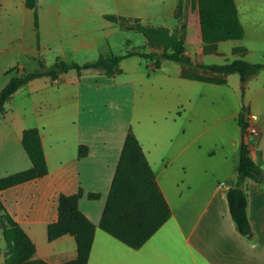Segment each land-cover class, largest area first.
Masks as SVG:
<instances>
[{
    "label": "crops",
    "instance_id": "0c3cea01",
    "mask_svg": "<svg viewBox=\"0 0 264 264\" xmlns=\"http://www.w3.org/2000/svg\"><path fill=\"white\" fill-rule=\"evenodd\" d=\"M178 2L40 0L38 39L26 0H0V79H4L0 91L19 55L36 58L48 52L55 61H91L93 56L113 53L108 38L117 28L137 33L106 15L129 18L128 26L139 19L144 25L173 31L179 25ZM235 2L244 37L218 43L217 54H203L200 42L197 56L205 63L223 55L224 62L243 58L264 63V0ZM103 28L110 29L104 36ZM234 48L246 51L234 53ZM120 67L116 78L98 71L78 76L72 70L55 81L36 78L0 113V178L31 167L22 134L28 128L40 132L47 174L0 191V202L34 242V258L49 264L76 258L75 239L63 235L49 242L47 226L58 218L59 196L81 188L79 209L96 227L87 264H264V187L246 181L251 237L237 231L227 203V192L236 182L241 139L237 118L243 105L258 129L251 155L264 169V70L247 81L241 99L239 75L234 84L230 75L225 85L189 80L181 77L177 63L164 61L154 69L138 56L123 59ZM130 129L171 208L169 220L139 249L99 227ZM81 145L88 147V153L79 158ZM88 193L101 196L89 200ZM5 249L0 229V264H5Z\"/></svg>",
    "mask_w": 264,
    "mask_h": 264
},
{
    "label": "trees",
    "instance_id": "16d2710c",
    "mask_svg": "<svg viewBox=\"0 0 264 264\" xmlns=\"http://www.w3.org/2000/svg\"><path fill=\"white\" fill-rule=\"evenodd\" d=\"M26 7L33 10L34 27L39 39V9L35 0H26ZM189 12L197 15L199 40L203 44V54H217V44L226 41L242 40L244 28L239 19L235 0H179L175 19L179 25L171 31L164 27L144 25L139 19L132 24L129 18L106 15L111 22L125 29L141 34L146 44L153 48L151 52L143 48L127 49L123 54H101L96 59L83 64L57 59L47 66L39 60V68L12 76L0 91V113L5 105L30 81L48 77L52 81L59 79L69 71L81 76L87 71H98L108 78H116L122 73L120 63L123 59L138 56L159 69L163 61H172L181 66V77L206 83L225 85L230 75L237 74L241 83V99L244 87L249 79L264 70V63H252L243 58L226 61L221 64H207L195 60L186 51L187 17ZM244 48H234L233 52L245 53ZM17 69V68H16ZM249 110L243 105L237 122L241 129L239 158L236 182L227 192V203L231 218L237 231L251 237L252 229L247 215L246 181L253 180L264 187V169L258 166L251 155V137L247 134L246 115ZM21 144L31 167L0 178V191L45 176L48 172L40 132L37 128L23 131ZM88 147L79 146L78 157H85ZM83 196L80 188L71 195L61 194L58 198V218L47 226L49 242L70 235L75 239L77 255L70 261L58 264H87L95 236V225L79 209V200ZM99 193H88L89 200H98ZM171 217V208L157 184L154 171L137 137L130 129L114 172L111 186L102 211L99 227L113 238L132 249L141 248ZM0 229L6 249L3 253L5 264H49L35 259L36 247L25 230L0 202Z\"/></svg>",
    "mask_w": 264,
    "mask_h": 264
},
{
    "label": "rangeland",
    "instance_id": "374dc122",
    "mask_svg": "<svg viewBox=\"0 0 264 264\" xmlns=\"http://www.w3.org/2000/svg\"><path fill=\"white\" fill-rule=\"evenodd\" d=\"M39 2V5L37 6L38 9H40V0H38ZM188 21L186 19V21L188 22L189 25V29H188V32H187V39H186V42H185V46H186V51L187 53L191 54V57L194 58L195 60H201V57L197 56V52L199 50V46H200V40L198 39V27H197V21H196V15L194 14L193 16L191 15V13L189 12L188 13ZM104 23V21H102ZM108 31H110V29H107V28H103L100 30V33L101 35H105ZM18 33H20V30H17ZM115 33L113 34V36H110L108 38V40H110V42L112 43L113 45V48H112V51L113 53L115 54H121L122 52H124V50H127V49H133L134 47L138 48H143L144 51L146 52H149L150 49L154 50L153 48L149 47L147 44H146V40L145 38L139 34V33H134V32H131V31H124V30H120L117 28L116 31H114ZM66 39V37H64ZM127 42H129L128 44H126ZM105 44H107V41H104L101 39V45L103 46ZM227 45H221V47L223 49H226ZM51 54L50 53H46L44 56H35L36 58L34 57H25L23 55H19V59L16 60L12 63L13 66H11L10 69H8L7 71V74H5L6 76L9 75V77L11 78L12 76H15L19 73L22 72L23 69L27 70V71H32V70H35L37 68H39V60H42L44 61V63L47 65V66H50L52 64L55 63V58H53L52 56H50ZM230 53H226V56H229ZM98 56H93L92 58L90 59H96ZM224 57L225 55L223 56H217L214 58V60L210 59H206V62L208 64H211L209 63L210 61H217L215 64H221V63H224ZM53 58V59H51ZM79 61H83V56H79ZM236 60V59H235ZM78 60H69V61H66V62H74V63H78L77 62ZM90 61V60H89ZM230 61V60H228ZM233 61V60H232ZM87 62V61H86ZM164 62V61H163ZM167 63H170V64H175V62H172V61H165ZM204 62V60H203ZM85 62H80L79 64H83ZM205 63V62H204ZM19 65H22L23 68H20ZM167 67V65H166ZM17 68V69H16ZM72 72V71H71ZM238 78V75H232L230 77V81H231V84H234L236 79ZM4 81V79H0V84Z\"/></svg>",
    "mask_w": 264,
    "mask_h": 264
},
{
    "label": "built area",
    "instance_id": "2783aa9c",
    "mask_svg": "<svg viewBox=\"0 0 264 264\" xmlns=\"http://www.w3.org/2000/svg\"><path fill=\"white\" fill-rule=\"evenodd\" d=\"M246 116H247L246 117V120H247L246 132L251 137L250 143H252L253 139H255L256 136L258 135V129L256 125L252 122V120L250 119L249 114H247Z\"/></svg>",
    "mask_w": 264,
    "mask_h": 264
},
{
    "label": "water",
    "instance_id": "95a60500",
    "mask_svg": "<svg viewBox=\"0 0 264 264\" xmlns=\"http://www.w3.org/2000/svg\"><path fill=\"white\" fill-rule=\"evenodd\" d=\"M35 2H36V6H38V5H39V2H38V0H35Z\"/></svg>",
    "mask_w": 264,
    "mask_h": 264
}]
</instances>
